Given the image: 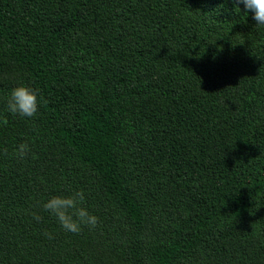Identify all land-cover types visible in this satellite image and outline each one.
<instances>
[{"label":"trees","instance_id":"trees-1","mask_svg":"<svg viewBox=\"0 0 264 264\" xmlns=\"http://www.w3.org/2000/svg\"><path fill=\"white\" fill-rule=\"evenodd\" d=\"M19 82L39 90L34 117L5 109ZM77 189L97 223L73 233L40 205ZM0 264H264V25L250 10L0 0Z\"/></svg>","mask_w":264,"mask_h":264},{"label":"clouds","instance_id":"clouds-1","mask_svg":"<svg viewBox=\"0 0 264 264\" xmlns=\"http://www.w3.org/2000/svg\"><path fill=\"white\" fill-rule=\"evenodd\" d=\"M245 11H251L256 25H264V0H239ZM42 104L39 90L27 83L19 82L7 94L6 111L13 116L31 118L37 115ZM15 155L23 158L28 152V145L15 146ZM85 194L77 189L64 193H55L43 200L40 207L55 216L57 223L67 232H79L81 226L94 227L97 217L85 206ZM39 220V216L34 217ZM45 235H50L45 233Z\"/></svg>","mask_w":264,"mask_h":264}]
</instances>
